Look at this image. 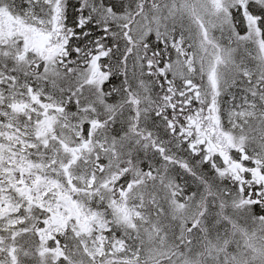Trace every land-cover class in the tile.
Listing matches in <instances>:
<instances>
[{
  "label": "snow or ice",
  "instance_id": "obj_1",
  "mask_svg": "<svg viewBox=\"0 0 264 264\" xmlns=\"http://www.w3.org/2000/svg\"><path fill=\"white\" fill-rule=\"evenodd\" d=\"M0 264H264V0H0Z\"/></svg>",
  "mask_w": 264,
  "mask_h": 264
}]
</instances>
